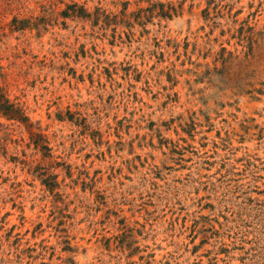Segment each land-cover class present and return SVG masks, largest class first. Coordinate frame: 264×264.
<instances>
[{
    "label": "rangeland",
    "instance_id": "374dc122",
    "mask_svg": "<svg viewBox=\"0 0 264 264\" xmlns=\"http://www.w3.org/2000/svg\"><path fill=\"white\" fill-rule=\"evenodd\" d=\"M0 264H264V0H0Z\"/></svg>",
    "mask_w": 264,
    "mask_h": 264
},
{
    "label": "trees",
    "instance_id": "16d2710c",
    "mask_svg": "<svg viewBox=\"0 0 264 264\" xmlns=\"http://www.w3.org/2000/svg\"><path fill=\"white\" fill-rule=\"evenodd\" d=\"M0 111L10 119L27 122L28 118L24 111L17 104L12 102L6 95L2 92L0 86Z\"/></svg>",
    "mask_w": 264,
    "mask_h": 264
}]
</instances>
